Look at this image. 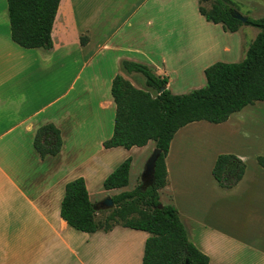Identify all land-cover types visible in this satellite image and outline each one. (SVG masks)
<instances>
[{"label": "crops", "instance_id": "obj_1", "mask_svg": "<svg viewBox=\"0 0 264 264\" xmlns=\"http://www.w3.org/2000/svg\"><path fill=\"white\" fill-rule=\"evenodd\" d=\"M232 1L243 15L264 17V0ZM199 6V0H61L47 50L12 39L8 0H0V264H142L149 232L120 224L83 232L62 217L61 205L66 184L79 177L93 203L102 199L97 192L106 197L134 189L138 176L128 188L131 173L142 169L137 155L144 167L155 146H104L114 132V77L148 90L141 72L124 69L125 60L167 77L171 90L174 79L245 57L260 30L252 38L243 34L252 25L225 31ZM257 102L222 123L184 126L166 157L161 192L210 264H264V167L257 160L264 156V102ZM47 123L60 129L63 145L43 158L34 139ZM198 129L208 131L203 141ZM221 154L246 164L231 188L213 175ZM128 157L129 184L106 190L105 179Z\"/></svg>", "mask_w": 264, "mask_h": 264}, {"label": "trees", "instance_id": "obj_2", "mask_svg": "<svg viewBox=\"0 0 264 264\" xmlns=\"http://www.w3.org/2000/svg\"><path fill=\"white\" fill-rule=\"evenodd\" d=\"M210 1L207 9L203 2ZM61 0H8L12 39L26 48L53 47L52 30ZM200 13L207 21L222 24L225 31L235 32L243 25L232 15L236 6L232 0H199ZM247 25L260 31L238 62L218 61L205 70L207 83L188 93L175 94L168 87V78L157 75L143 63L125 60L128 72L145 75L147 87H135L123 75L112 82L116 103L114 132L104 142L106 148L143 147L150 141L161 150L156 163L155 181L148 187L142 183L134 189L113 195L115 209L104 218L103 210L90 199L86 181L76 178L66 184L61 215L69 225L83 232L109 231L123 225L149 232L142 264H210V257L191 242L179 212L173 204L161 202L160 191L168 183L166 157L175 134L196 121L222 123L244 107L264 101V17H248ZM86 38H82V43ZM155 91V93H154ZM60 129L53 123L38 128L34 146L41 157L57 155L62 148ZM264 167V156L257 158ZM132 158L124 160L104 181L111 190L129 184ZM246 164L234 154L218 156L213 175L219 185L231 188L243 177ZM162 205V207H160ZM144 206V207H143ZM137 212L138 218L128 217Z\"/></svg>", "mask_w": 264, "mask_h": 264}, {"label": "rangeland", "instance_id": "obj_3", "mask_svg": "<svg viewBox=\"0 0 264 264\" xmlns=\"http://www.w3.org/2000/svg\"><path fill=\"white\" fill-rule=\"evenodd\" d=\"M203 5L207 8V9H210L211 8V2L210 1H205L203 2ZM248 31V32H247ZM258 29L253 27V26H246V28H244L243 30V34L245 33V35L249 38H252L253 37V34L254 32H257ZM248 38V39H249ZM140 75L143 77L144 79V86L147 87V84H146V77L140 73ZM206 85V76L205 74H200V73H197L196 75H194L192 78H189V79H184V78H179V79H174L171 83V91L175 94H183V93H188L194 89H199L201 87H204ZM147 89H150L152 91V89L150 87H147ZM155 93V91H154ZM264 102V101H262ZM256 104L259 103V102H255ZM207 129H203V130H200L198 129L197 130V134L199 135H202V141L206 138L204 137V135L207 133ZM206 142V141H205ZM206 145V144H205ZM155 146L154 144H152L151 148L149 149L148 151V155L146 154V160H145V163L147 161V159L149 158V156L152 154L153 150H154ZM145 158V157H144ZM137 164L142 165V169L140 168V171H139V167L136 166L134 169H133V172L131 173V184L128 188H132V183L134 182L136 176H138L137 178V185H139L140 183H142V180H141V176H142V173H143V170H144V167H143V159L140 158L139 155H137V160H136ZM145 163H144V166H145ZM160 193L162 194L161 195V202L164 204L167 203V197H166V194L161 192ZM104 193L102 192H97V198H102V199H97L99 201H97V203L103 201L106 197H104L103 195ZM144 207V206H143ZM116 207L112 208V209H109V210H103L100 212L99 214V218L101 219H104L108 214L109 212H111L113 209H115ZM128 217H134V218H138L139 217V214L137 212H134V213H131Z\"/></svg>", "mask_w": 264, "mask_h": 264}, {"label": "water", "instance_id": "obj_4", "mask_svg": "<svg viewBox=\"0 0 264 264\" xmlns=\"http://www.w3.org/2000/svg\"><path fill=\"white\" fill-rule=\"evenodd\" d=\"M232 15L242 21L245 24L248 20L246 15H243L239 10L234 9ZM161 150L159 148H154L152 154L147 159L144 170L141 176L142 184L145 187L150 186L155 181V171H156V163L158 158L160 157ZM115 207V202L111 195H108L103 201L97 203L98 210H109ZM162 207V205H160Z\"/></svg>", "mask_w": 264, "mask_h": 264}]
</instances>
